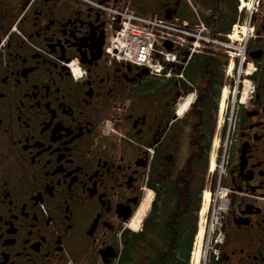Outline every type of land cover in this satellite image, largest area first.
<instances>
[{
  "label": "flooded vegetation",
  "instance_id": "1",
  "mask_svg": "<svg viewBox=\"0 0 264 264\" xmlns=\"http://www.w3.org/2000/svg\"><path fill=\"white\" fill-rule=\"evenodd\" d=\"M123 1L0 0V264H120L144 197L188 159L184 86L106 55L104 9ZM216 8L228 34L248 31L252 72L222 150L223 240L207 264H264V0ZM135 9L191 15L187 0Z\"/></svg>",
  "mask_w": 264,
  "mask_h": 264
},
{
  "label": "trees",
  "instance_id": "2",
  "mask_svg": "<svg viewBox=\"0 0 264 264\" xmlns=\"http://www.w3.org/2000/svg\"><path fill=\"white\" fill-rule=\"evenodd\" d=\"M217 3L218 0H211L210 9L199 13L214 34H228L234 23L221 21ZM228 63V57L213 47L193 57L186 79L195 84L198 98L188 112L191 125L188 159L176 178L157 190L142 230L125 235L120 264H190L202 194L211 180L210 152Z\"/></svg>",
  "mask_w": 264,
  "mask_h": 264
},
{
  "label": "built area",
  "instance_id": "3",
  "mask_svg": "<svg viewBox=\"0 0 264 264\" xmlns=\"http://www.w3.org/2000/svg\"><path fill=\"white\" fill-rule=\"evenodd\" d=\"M104 10L107 14L109 31L106 52L111 61L132 64L162 80L184 82L190 90L188 102H192L195 98L194 86L185 78L193 56L211 47L227 50L230 54L229 50L232 49L231 44L234 42L233 37L237 38L240 35V29L235 26L233 33L228 36L229 42L213 37L198 16L194 21L183 20L179 17L170 21L157 16L143 17L132 10L128 0ZM168 43L172 46L171 51L166 49ZM242 47V59L236 60L239 76L242 73L250 74L248 68L244 72L245 45ZM234 109L235 103L231 105V116ZM219 168L222 170L224 168V156ZM224 203L225 201L223 205ZM214 224L216 223L212 221L210 242L221 243L223 235Z\"/></svg>",
  "mask_w": 264,
  "mask_h": 264
},
{
  "label": "rangeland",
  "instance_id": "4",
  "mask_svg": "<svg viewBox=\"0 0 264 264\" xmlns=\"http://www.w3.org/2000/svg\"><path fill=\"white\" fill-rule=\"evenodd\" d=\"M149 1L151 0H136L134 2V6L144 7L147 4H149ZM157 1L158 0H154V2ZM245 9L248 12L251 11V8L245 7ZM247 34L248 31H245L246 36L240 34L237 36V38L233 37L234 40L232 41L234 42L231 44L232 49L229 50L231 51L230 54L227 53V50L224 49L221 50L222 53L228 57L229 63L224 70L226 83L223 85L220 92V98L218 102V113L216 120V133L214 135L212 142V149L210 152L209 168H208V173L211 176V179L213 176H215L216 181L213 182L211 181L210 184L207 185L206 190L202 194V206L199 213L198 233L195 237L190 264H207L208 259L210 258V256L214 254L216 246L217 244H219V243L210 242L211 240L209 238V234L211 232L212 221L216 223L214 224L215 227L219 228L221 232V223H222L221 216L225 209V203L223 205V202L227 198L226 196L227 190L223 188L221 184V177L224 174L225 167L222 170V168H219V166L221 165V160L223 159L224 156L222 154V150L227 143L229 131H232L236 120V116L234 114L236 111L231 116V105L233 103H235L236 106L239 105L240 99L241 100L245 99V97L248 95L249 88L251 87L249 86L250 82L243 78V73L239 76V70L236 62L237 59H242V49H243L242 46L246 45ZM246 69L247 68L244 66V72L246 71ZM248 71L250 73L252 72L250 68H248ZM225 90H227L228 92L227 91L225 92V95L227 94V96L224 101L223 110H221L220 106L223 104L221 103L223 100L222 94H224ZM180 111H181V106L179 107V112ZM213 163L214 166L212 167ZM210 189H212V191H210ZM206 191L210 193V199L208 203H206L203 198L204 193ZM149 195H151L152 197V194L148 193L144 197L145 202L143 201L138 211L143 207V205L147 201L148 202L150 201V198L148 199ZM152 201L154 202L153 198ZM152 204L150 206L149 211L147 212V215L144 217V219H142V222L139 221L138 223V221L136 220L138 211L136 212L135 214L136 216L134 215L133 219L130 221V226H132L133 228L137 227V231H133V232L130 231V232L138 233L141 231L143 222L148 216ZM215 227H214V231H215Z\"/></svg>",
  "mask_w": 264,
  "mask_h": 264
},
{
  "label": "bare ground",
  "instance_id": "5",
  "mask_svg": "<svg viewBox=\"0 0 264 264\" xmlns=\"http://www.w3.org/2000/svg\"><path fill=\"white\" fill-rule=\"evenodd\" d=\"M227 90H225L224 91V94H222L223 95V100H222V102L221 103H223L220 107H221V110H223V105H224V101H225V99H226V96H227V94L225 95V92H226ZM228 92V91H227ZM224 95H225V97H224ZM187 107H188V105H185L184 106V108L181 110L182 112H181V114L182 113H184L185 111H186V109H187ZM214 166V163H213V165H212V167ZM204 201L206 202V203H208V201H209V199H210V193L209 192H205L204 193ZM149 199V198H148ZM145 202V201H144ZM152 199H150V201L148 202H146L144 205H143V207L138 211V213H137V218H136V220L138 221V223H139V221H141L142 222V219H144V217L147 215V212L149 211V209H150V206H151V204H152ZM205 209V208H204ZM136 216V215H135ZM140 222V223H141ZM131 228H132V230L133 231H137V227H135V228H133L132 226H131Z\"/></svg>",
  "mask_w": 264,
  "mask_h": 264
},
{
  "label": "water",
  "instance_id": "6",
  "mask_svg": "<svg viewBox=\"0 0 264 264\" xmlns=\"http://www.w3.org/2000/svg\"><path fill=\"white\" fill-rule=\"evenodd\" d=\"M167 20H170L171 19V15H167L166 17H165ZM167 49L168 50H171V45L170 44H167Z\"/></svg>",
  "mask_w": 264,
  "mask_h": 264
}]
</instances>
